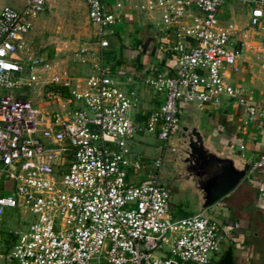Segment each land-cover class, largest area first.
<instances>
[{
  "label": "built area",
  "instance_id": "2783aa9c",
  "mask_svg": "<svg viewBox=\"0 0 264 264\" xmlns=\"http://www.w3.org/2000/svg\"><path fill=\"white\" fill-rule=\"evenodd\" d=\"M47 1L0 9V88L14 91L0 95V217L7 208L33 216L23 218L25 230L9 232L15 238L8 258L17 264H211L227 234L206 210L172 215L163 161L180 134L182 104L234 102L250 119H264V110L248 104L231 80L241 53L230 47L235 30L220 18L226 2H240L251 8L250 25L264 31V0H139L136 7L158 12L174 36L173 73L147 79L163 99L142 121L130 116L138 98L112 78L104 55L106 35L120 18L110 0H84L96 30L74 51L87 65L81 75L51 72L52 62L27 40ZM42 79L67 95L50 92L42 105L20 93ZM145 132L155 135L158 151L153 168L135 181L142 156L131 144ZM258 170L264 171V147L247 175ZM258 191L264 199V180ZM1 240L0 234V247Z\"/></svg>",
  "mask_w": 264,
  "mask_h": 264
},
{
  "label": "crops",
  "instance_id": "0c3cea01",
  "mask_svg": "<svg viewBox=\"0 0 264 264\" xmlns=\"http://www.w3.org/2000/svg\"><path fill=\"white\" fill-rule=\"evenodd\" d=\"M20 1L0 0V9L5 5L21 8L24 2ZM83 2L87 18V7L84 0ZM139 2H108V8L114 10L120 18L106 35L109 47L104 51V55H107L105 58L112 66L115 81L120 88L125 86L126 94L133 92L138 98L139 109L133 112V116L142 121L163 99V95L157 92L147 79L160 72L173 73L171 46L174 36L160 24L158 12L155 14L140 10L136 7ZM118 3L121 4L120 7H117ZM195 13L194 11L193 14ZM250 17L251 8L240 2H226L220 11L223 24L231 25L235 30L230 47L241 53L238 60L240 72L233 75L231 80L242 89L248 104L264 110V31L252 27ZM91 27L94 33L96 27L92 24ZM31 31L27 34V40L32 48L28 39ZM82 65L83 68H77L74 75L84 73L87 65ZM190 105L182 104V110L187 116L184 125H198L208 141L219 150L234 152L240 162H254L264 147V119H250L245 107L234 102H225L220 106L205 105L202 108ZM179 135L171 140L172 147ZM153 136L155 137L154 134ZM155 140L159 146L156 137ZM145 144L142 137L136 141L142 157L143 154L148 157L158 149L157 146L150 150ZM241 144L244 145L243 149L239 148ZM231 145L234 147L231 148ZM173 152V149L168 151L166 158L169 159ZM167 174L164 179L172 178L171 174ZM170 180V184L166 186L170 191L172 215L182 218L196 214L197 196L187 185ZM263 180V170L247 175L230 193L206 209V213L220 225L222 232L227 234L222 247H231L235 264H264V199L258 191ZM184 190H189L193 195L190 196L189 202L183 200ZM186 203H191L194 207L189 208V211H182L183 206H190ZM174 209L178 213L175 214Z\"/></svg>",
  "mask_w": 264,
  "mask_h": 264
},
{
  "label": "rangeland",
  "instance_id": "374dc122",
  "mask_svg": "<svg viewBox=\"0 0 264 264\" xmlns=\"http://www.w3.org/2000/svg\"><path fill=\"white\" fill-rule=\"evenodd\" d=\"M24 1L25 0H21L20 3H23ZM34 24V28L29 34L28 39L36 53L47 58L49 56L48 59L53 64L51 72L54 71L60 73L65 70L70 74H75L77 68H83V63H79L74 59V51L80 44L89 40L93 35L91 24L86 18L83 0H48L45 10L34 20ZM105 57H107L106 54ZM38 74L44 77V71L41 69H38ZM112 78L115 80V73H113ZM121 89L123 91L127 90L125 86H121ZM12 92L14 91L0 88V95ZM50 92H52V90L48 88L47 85H44L43 79L38 83L35 89H28L26 87L20 90V93H22L24 97L31 99L34 103L42 105H45L47 101L51 100L52 96L49 94ZM185 113L186 112L182 110L179 115V123L181 127L187 121ZM132 115L133 112L131 111L130 116L132 117ZM141 137L150 150L155 149L158 146L152 133L145 132L143 134H138L134 137L135 141L131 146L135 148L140 155H142V153L140 152L141 150L139 149V146H136V141H139ZM144 151H146V149H144ZM157 151L155 150V152H151L148 157L143 154L145 158L142 157L141 159L142 168L138 171V176L135 178V181H137V179H144L145 173L153 168V162L156 158ZM173 165V162L169 161L166 157L164 158L162 168V182H164V184L166 179H164V176L167 174L166 170L172 168ZM182 194L183 200L189 202L190 196L192 195L190 194V191L184 190ZM175 197H177V195ZM186 204H190V206L188 208L183 206L182 211H189V208L194 207L191 203ZM173 212H175V214L178 213L175 209ZM177 216L179 215L177 214ZM24 217L27 220L33 219V216L30 213L22 214L21 208H7L1 215L0 234L2 237V245L0 247V264H17L16 260L8 258L11 244L15 238L14 235L9 234V232L25 230L28 227V224L23 221ZM225 250L226 247H222L216 257L220 259ZM162 251L167 252V248H164ZM216 257L213 258L212 263Z\"/></svg>",
  "mask_w": 264,
  "mask_h": 264
},
{
  "label": "water",
  "instance_id": "95a60500",
  "mask_svg": "<svg viewBox=\"0 0 264 264\" xmlns=\"http://www.w3.org/2000/svg\"><path fill=\"white\" fill-rule=\"evenodd\" d=\"M168 159L172 181L187 185L197 196L198 212L214 205L230 193L246 176L250 162H240L232 151H221L211 144L198 125H183ZM212 264H235L231 247Z\"/></svg>",
  "mask_w": 264,
  "mask_h": 264
},
{
  "label": "trees",
  "instance_id": "16d2710c",
  "mask_svg": "<svg viewBox=\"0 0 264 264\" xmlns=\"http://www.w3.org/2000/svg\"><path fill=\"white\" fill-rule=\"evenodd\" d=\"M49 58V56H48ZM48 88H50L52 90V92H61L63 95H67L66 90H64L63 88L56 86V85H49Z\"/></svg>",
  "mask_w": 264,
  "mask_h": 264
},
{
  "label": "flooded vegetation",
  "instance_id": "af4514ba",
  "mask_svg": "<svg viewBox=\"0 0 264 264\" xmlns=\"http://www.w3.org/2000/svg\"><path fill=\"white\" fill-rule=\"evenodd\" d=\"M170 179H171L170 177H167V178L165 179V184H166V185H169V184H170V181H171Z\"/></svg>",
  "mask_w": 264,
  "mask_h": 264
}]
</instances>
